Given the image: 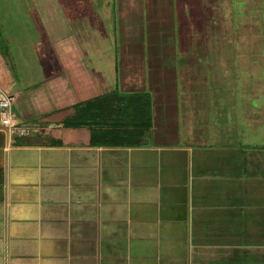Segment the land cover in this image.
<instances>
[{
    "label": "crops",
    "instance_id": "1",
    "mask_svg": "<svg viewBox=\"0 0 264 264\" xmlns=\"http://www.w3.org/2000/svg\"><path fill=\"white\" fill-rule=\"evenodd\" d=\"M75 1L79 21L107 33L101 51L114 61L101 64L115 69L117 47L140 42L143 53L156 43L151 33H182L192 2ZM164 1L178 15L172 30L162 28ZM18 15L5 33L25 29ZM6 39L13 59L19 48L17 73L0 52V90L14 102L21 96L24 108L13 102L15 129L0 118V264H264V233L253 231L264 219L255 188L264 190V181L252 177V150L232 132L222 142V119L220 131L209 129L211 111L221 112L192 106L191 74L168 77L174 57L158 59L160 67L149 60L145 83L141 75L122 79L125 97L138 96L133 102L86 110L75 106L113 89L90 65L96 44L69 42L66 51L48 40L34 72L32 59L20 60L22 46ZM68 92L78 99L65 103Z\"/></svg>",
    "mask_w": 264,
    "mask_h": 264
},
{
    "label": "rangeland",
    "instance_id": "2",
    "mask_svg": "<svg viewBox=\"0 0 264 264\" xmlns=\"http://www.w3.org/2000/svg\"><path fill=\"white\" fill-rule=\"evenodd\" d=\"M78 3L75 0H0V52L4 54L6 62H9L12 75L17 73L14 62L19 48L14 50V59L7 54L8 35L16 39L15 42L23 48L20 60H33L34 72L41 71L37 54L41 50L39 45L46 44L48 40L50 43L63 42L66 51L70 47L69 42L79 46L85 42L96 44L100 51L96 58L90 54L93 61L90 65L92 68L96 67L97 72H105L103 75L109 78L107 87L113 86V89H108L103 95L114 97L128 94L120 89L126 75L132 79L141 75L139 80L145 83L147 76L154 71L148 70L149 60L152 66L160 67L158 59L163 58L167 62L168 58L174 57L175 61L170 62V71H166L168 77L174 79V74H191V92L186 95L193 97L192 106L219 108L221 114H216L215 111L212 114L211 111L210 118L215 123H210L209 129L220 131L223 124L226 128L222 129L225 136L220 138L223 143L228 140V132H232L230 139L238 141L240 147L246 145V149H251L252 177L258 176L261 182L264 181V0H192L186 6V15L181 16L182 33L179 29L170 33H151L150 40H155L156 43L144 49L143 53H138L142 50L140 42L138 45L117 47L114 56L116 69L112 65L101 64L103 61H114L107 58L110 55L101 51L107 33L97 28V31L92 32V26L79 21L73 13V8ZM166 3L167 1L163 2L162 15L159 12V16L161 21L169 18L162 28L172 30V27H168V22L172 23L173 18L177 22L178 15H169L170 8ZM177 4L180 6V3ZM65 5L69 8H65ZM76 12L79 13L78 9ZM18 14L25 29L20 33H5L4 30L12 31L15 28V24H9L12 19L17 20ZM42 23L43 28L40 26ZM111 24L110 21L103 23V30H110ZM154 27H157V23ZM113 34L115 36L116 33ZM116 39L118 40V34ZM78 52L79 48H75L74 53ZM171 83L174 84V81ZM99 84L97 81V85ZM16 89H20L19 84L13 90ZM20 97L14 102L16 109L24 108L23 98ZM65 98V103L78 99L77 95L69 92L64 94L63 100ZM111 102L120 104L119 98L111 99ZM255 188L258 194L264 195L259 183ZM253 231L264 233V219Z\"/></svg>",
    "mask_w": 264,
    "mask_h": 264
},
{
    "label": "trees",
    "instance_id": "3",
    "mask_svg": "<svg viewBox=\"0 0 264 264\" xmlns=\"http://www.w3.org/2000/svg\"><path fill=\"white\" fill-rule=\"evenodd\" d=\"M139 97L140 98L142 97V102H140V104L147 105L148 102H146V97H144L141 94L139 95ZM117 98H119L120 104H124V103H126V101H129V103H131V101L133 102L136 98H138V96H132V97L130 96V97H128L129 99L126 100L125 96H118V97L115 96L114 97L113 95L105 94V95H101V96H98L96 98L87 100L83 103H80V104L76 105L75 108H85L86 110L88 108H111V107H115V105H117V102L113 104L111 102V99H117ZM124 100H126V101H124ZM138 101H140V100H138ZM138 101L136 102V105H140V104H138L139 103ZM80 115H82V113H80ZM84 115H87V113H84ZM86 119H89V118H86ZM73 120H75V119L74 118L66 119V124H71L69 122H72Z\"/></svg>",
    "mask_w": 264,
    "mask_h": 264
},
{
    "label": "built area",
    "instance_id": "4",
    "mask_svg": "<svg viewBox=\"0 0 264 264\" xmlns=\"http://www.w3.org/2000/svg\"><path fill=\"white\" fill-rule=\"evenodd\" d=\"M15 98L8 93L0 90V118L1 123L8 128V130L15 129L18 125L16 120V113L13 109V102Z\"/></svg>",
    "mask_w": 264,
    "mask_h": 264
}]
</instances>
